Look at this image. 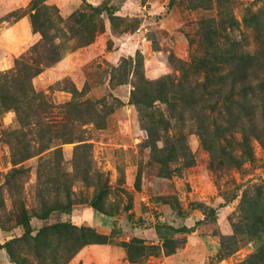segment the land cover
I'll use <instances>...</instances> for the list:
<instances>
[{"label":"rangeland","instance_id":"rangeland-1","mask_svg":"<svg viewBox=\"0 0 264 264\" xmlns=\"http://www.w3.org/2000/svg\"><path fill=\"white\" fill-rule=\"evenodd\" d=\"M32 1L0 0V75L18 62L32 64L30 50L42 39L31 26ZM44 5L55 7L64 22L79 12L89 15L88 5L110 7L113 14L101 15L104 29H94L93 43L85 46L58 24L66 35L64 56L31 80L50 106L42 121L21 126L14 110L0 117V243L13 242L28 264H52L53 258L70 264L74 258L66 261L54 244L29 253L20 224L26 214L33 236L61 223L108 236L117 264H264V0ZM215 58L224 93L238 73L246 76L247 100L233 95L234 126L221 122L216 131L206 118L210 111L190 104L182 122L159 101L134 104L136 69L148 83L178 78V68L194 70ZM190 76L195 80L193 71ZM76 99L103 101L105 111L87 115L94 121H78L67 142L61 107ZM158 120L164 121L158 135L185 148L167 166L148 145V130ZM20 131L36 153L14 165L10 134ZM56 204L65 209L47 214ZM0 264H15L4 249Z\"/></svg>","mask_w":264,"mask_h":264},{"label":"trees","instance_id":"trees-1","mask_svg":"<svg viewBox=\"0 0 264 264\" xmlns=\"http://www.w3.org/2000/svg\"><path fill=\"white\" fill-rule=\"evenodd\" d=\"M45 1L33 0L30 4V21L33 32L40 33L42 37L41 41L32 46L30 50L31 57L29 59L32 64L25 61L18 62L15 70L0 75V117L5 112L14 110L20 125L24 127L30 125L32 119L42 121V115L44 117L50 110L49 104L32 89L31 80L42 72L43 65H53L64 56L66 43L62 40L66 38V35H63L62 31L59 30L58 24L65 25L69 34L72 35V39H76L82 46H85L93 43L92 33L94 29V33L104 29V25L101 23V15L103 13L113 14L110 7L88 5L90 8L89 15L79 12L64 22L59 17L57 9L44 5ZM217 54H219V51H216L214 55ZM215 61L216 58L205 64L203 62L201 68L194 70L189 66H182L178 68L181 73L178 78L174 75H166L148 83L142 81V76L136 69L135 78L137 83L136 92L133 95L134 104L151 107L154 102L159 101L167 106V114L172 119L180 122L184 120L182 110L190 104L194 108L205 111V113L210 111L206 118L210 120L216 131L223 127L221 122H227L228 128L234 126L236 118L233 115L231 106L237 103L234 99L235 95L247 100L249 87L246 76L242 72L238 73L239 78L232 81L231 90L226 94L224 93V76L221 75V68L216 65ZM192 71L195 80L190 76ZM198 77H202V79H198ZM238 81L239 88L235 90ZM243 105L244 102L241 101L239 108ZM223 108L225 111H223ZM61 109L63 113L61 127L64 129L62 137L68 142V140H73L78 121H94L92 119L88 120L87 115L104 112L105 105L103 101L94 103L89 100L76 99L65 104ZM163 122L158 120L153 124V130L151 128L148 130L150 135L148 145L151 148L153 157L160 161L163 166H167L171 162L172 156L178 152L183 155L185 148L180 146L179 142H169L164 136L158 135V130L163 128ZM41 124L39 122L38 126H41ZM10 135L14 137L13 140H10L13 147L14 165L35 155L36 152L30 150L26 139L27 133L20 131ZM160 143L163 144L162 147L159 146ZM46 149L43 148L42 151ZM63 209H65L64 205L56 204L55 207L47 208L46 213ZM20 224L25 231L23 240L26 241L24 243L29 249V253L38 254L41 248L50 249L54 244L56 248L62 250L66 261L75 258L88 245H106L110 243L108 236L98 234L91 228L75 227L71 223L47 226L39 230L35 236H33L34 229L30 216L22 215ZM51 238L56 239L57 242H49L52 240ZM13 246H15L13 242L0 243V250H6L13 263L28 264V260L22 258L21 254H15ZM121 246L127 248L130 245L123 243ZM129 261L135 263L130 259ZM51 263L57 264V259L53 258Z\"/></svg>","mask_w":264,"mask_h":264},{"label":"crops","instance_id":"crops-1","mask_svg":"<svg viewBox=\"0 0 264 264\" xmlns=\"http://www.w3.org/2000/svg\"><path fill=\"white\" fill-rule=\"evenodd\" d=\"M121 254L124 255L123 252ZM70 264H117V261L108 245H88L76 255Z\"/></svg>","mask_w":264,"mask_h":264}]
</instances>
